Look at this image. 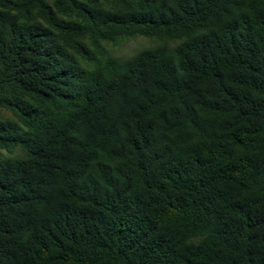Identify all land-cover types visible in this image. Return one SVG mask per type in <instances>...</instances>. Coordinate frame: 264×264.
<instances>
[{
    "label": "trees",
    "instance_id": "obj_1",
    "mask_svg": "<svg viewBox=\"0 0 264 264\" xmlns=\"http://www.w3.org/2000/svg\"><path fill=\"white\" fill-rule=\"evenodd\" d=\"M0 264H264V0H0Z\"/></svg>",
    "mask_w": 264,
    "mask_h": 264
},
{
    "label": "rangeland",
    "instance_id": "obj_2",
    "mask_svg": "<svg viewBox=\"0 0 264 264\" xmlns=\"http://www.w3.org/2000/svg\"><path fill=\"white\" fill-rule=\"evenodd\" d=\"M155 45V42L144 36H138L128 39L125 43L121 44L119 48L114 50L115 54L121 57H129L135 54L140 49ZM4 156L9 155L7 151L3 152Z\"/></svg>",
    "mask_w": 264,
    "mask_h": 264
}]
</instances>
